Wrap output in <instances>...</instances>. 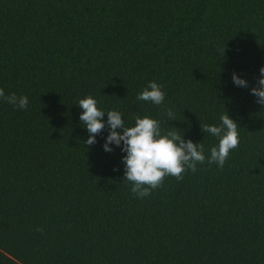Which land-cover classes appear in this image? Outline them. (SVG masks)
<instances>
[{
	"label": "trees",
	"instance_id": "16d2710c",
	"mask_svg": "<svg viewBox=\"0 0 264 264\" xmlns=\"http://www.w3.org/2000/svg\"><path fill=\"white\" fill-rule=\"evenodd\" d=\"M262 66L264 0H0V88L28 97L0 98V264H264ZM150 81L162 105L137 100ZM89 95L126 126L179 129L205 162L138 198L108 128L85 143ZM226 111L239 147L220 168L201 124Z\"/></svg>",
	"mask_w": 264,
	"mask_h": 264
},
{
	"label": "clouds",
	"instance_id": "9594fccd",
	"mask_svg": "<svg viewBox=\"0 0 264 264\" xmlns=\"http://www.w3.org/2000/svg\"><path fill=\"white\" fill-rule=\"evenodd\" d=\"M225 52V50H224ZM260 76L256 86L251 88V94L257 98V103L264 106V66L259 69ZM236 86L247 88L248 81L242 79L236 73L232 75ZM0 98L7 103L26 110L28 106L27 96H17L15 93L5 96L4 89L0 88ZM165 93L162 86L155 81L148 85L137 95V100L162 105ZM83 111L80 114L81 124L89 133L86 145L96 143V136L106 127L108 135L103 145L105 151L113 149L110 145H123L121 150L126 153L122 157L124 165V179L132 184L131 191L138 198H144L151 194V190L163 185L168 176L177 180L183 179L186 170L195 172L197 164L205 162L204 145L194 143L191 139L185 140L179 129L172 127L167 132H162L160 122L147 115L134 117V126H126L122 114L116 110L107 112L97 106V101L91 95L79 99L78 104ZM107 113V122L103 117ZM169 120L174 119L172 111L167 110ZM220 125L201 124L203 133L211 134L218 139V145L211 147L208 163H216L220 168L224 166L231 150L239 147V125L227 114L220 116ZM40 231V229H37Z\"/></svg>",
	"mask_w": 264,
	"mask_h": 264
}]
</instances>
